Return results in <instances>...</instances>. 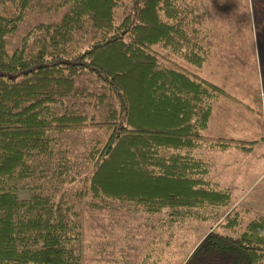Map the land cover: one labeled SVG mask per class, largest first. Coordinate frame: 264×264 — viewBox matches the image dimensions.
Wrapping results in <instances>:
<instances>
[{
  "label": "trees",
  "instance_id": "16d2710c",
  "mask_svg": "<svg viewBox=\"0 0 264 264\" xmlns=\"http://www.w3.org/2000/svg\"><path fill=\"white\" fill-rule=\"evenodd\" d=\"M180 1L0 0V264H82L83 204L163 230L239 225L205 154L254 143L201 134L226 94L187 68L204 62L208 35ZM35 9L48 20L7 52ZM189 254L185 264H264V211Z\"/></svg>",
  "mask_w": 264,
  "mask_h": 264
},
{
  "label": "rangeland",
  "instance_id": "374dc122",
  "mask_svg": "<svg viewBox=\"0 0 264 264\" xmlns=\"http://www.w3.org/2000/svg\"><path fill=\"white\" fill-rule=\"evenodd\" d=\"M180 3L195 10L199 20L204 21L203 32L208 35V54L204 62L199 67L187 65V68L228 95L213 100V110L229 113L234 106H244L256 112L264 108V0H181ZM42 10L31 11L17 31L7 38V52L18 46L29 28L48 20L45 13H39ZM232 98L242 106L231 101ZM262 119L263 122L259 120L246 129L248 138L244 140L253 142L254 150L264 147V114ZM92 135L91 132L86 137L82 135L84 139L77 142V149L84 151ZM214 153L218 152L208 151L206 154L212 158ZM81 156L77 155L78 166L81 165ZM78 169L81 172L80 167ZM79 184L82 186L80 182L70 185L71 190L78 188ZM247 187L249 184L232 190L230 205L225 211L230 209L231 199L233 202L241 192L239 190ZM81 210L84 227L82 264H185L191 250L209 231L236 236L250 220L263 213L257 209L246 214L238 209L231 210V213L238 211L240 217V223L234 229L215 226L210 220L190 221L182 227L163 230L158 222L144 221L141 215L133 218L129 213L112 214L107 209L90 211L86 204ZM206 259L208 264H214L215 259L224 264L223 258L210 256Z\"/></svg>",
  "mask_w": 264,
  "mask_h": 264
},
{
  "label": "crops",
  "instance_id": "0c3cea01",
  "mask_svg": "<svg viewBox=\"0 0 264 264\" xmlns=\"http://www.w3.org/2000/svg\"><path fill=\"white\" fill-rule=\"evenodd\" d=\"M225 96L228 95L226 94ZM226 98L230 99L229 97ZM231 101L242 106L235 98H232ZM242 107L237 108V106H234L229 113L226 110L224 113H218L213 110L212 104L207 126L202 133L211 138L232 140H244L248 138L246 129L259 120L263 122L262 115L264 114V108L254 112L244 106ZM255 144L258 143L256 142ZM210 151H217L218 153H214L212 158H209L205 154L212 165L209 177L212 181L223 186L225 185L224 187L228 186L230 198L232 190H236L239 186L249 184V187L246 189L239 190L241 192L235 196L233 202L231 199V206L227 212L235 209L245 214L255 209L263 212L264 147L263 149L254 150L253 146L250 151L246 152L237 148H228L225 150L213 149Z\"/></svg>",
  "mask_w": 264,
  "mask_h": 264
}]
</instances>
